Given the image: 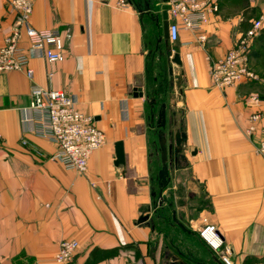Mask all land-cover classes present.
<instances>
[{"label":"crops","instance_id":"crops-1","mask_svg":"<svg viewBox=\"0 0 264 264\" xmlns=\"http://www.w3.org/2000/svg\"><path fill=\"white\" fill-rule=\"evenodd\" d=\"M9 1L0 0V47L16 19ZM171 1L34 0L31 25L63 32L65 60L50 64L36 51L32 79L25 69L0 73V264H57L64 240L79 244L73 264H224L199 235L205 222L216 227L232 264H264V158L257 152L264 114L248 132L263 109L264 76L221 89L209 72L244 35L248 9L264 7V0L240 11L222 0L204 27L206 44L188 31L176 43L165 40L162 13ZM22 45L30 48L26 38ZM168 50L179 54L181 66L166 57ZM137 74L146 76L143 98L133 97ZM32 84L75 96L105 133L84 174L53 161L55 146L26 121ZM162 103L168 146L176 130L186 134L181 157L170 156L174 182L189 171L208 200L195 217L170 188L164 204L154 190ZM120 141L125 165L116 167ZM173 210L190 233L173 221Z\"/></svg>","mask_w":264,"mask_h":264},{"label":"built area","instance_id":"built-area-1","mask_svg":"<svg viewBox=\"0 0 264 264\" xmlns=\"http://www.w3.org/2000/svg\"><path fill=\"white\" fill-rule=\"evenodd\" d=\"M126 1L122 0V3L125 4ZM220 1L172 0L167 9L168 16L173 19L169 23L170 42L176 43L179 41L181 31H188L196 34L200 44H206L208 37L204 33V27L209 17L220 11ZM9 6L15 12L16 19L11 34L0 47V73L25 69L28 77L32 79L34 71L29 64L36 51L41 52L50 64L63 62L65 60L63 32L58 29L37 30L30 23L34 0H10ZM263 28L264 18L252 22L249 30L223 58L210 63V77L216 87L225 89L259 80L251 68L250 54L254 40ZM23 38L27 39L30 48L22 45ZM30 96L26 121L35 136L55 146V151L51 155L53 161L60 163L67 171L84 174L91 156L106 143V135L97 127L94 117L81 111L77 98L62 90L32 84ZM263 114L264 104L262 111L251 117V126L248 129L250 134L256 130V124ZM259 135L257 152L264 158V128L259 130ZM23 144L28 145V142L24 141ZM34 151L36 154L40 153ZM199 234L215 253L221 254L224 264H232L228 257L229 250L214 225L205 222ZM78 248L79 244L75 240L62 241L55 262L73 264Z\"/></svg>","mask_w":264,"mask_h":264},{"label":"water","instance_id":"water-1","mask_svg":"<svg viewBox=\"0 0 264 264\" xmlns=\"http://www.w3.org/2000/svg\"><path fill=\"white\" fill-rule=\"evenodd\" d=\"M168 11L165 10L162 13L163 18V30H164V38L166 41L169 40V21H168ZM167 58H171V62L177 66H181L182 62L180 59L179 54L173 53L171 50L165 52ZM168 73L170 79H174V70L172 67L168 68ZM146 87V76L145 74H137L133 77V97L134 98H143L145 97L144 88ZM147 98V97H146ZM147 102L149 105L154 108L157 105V100L155 98H147ZM166 109L167 106L165 103L160 104V109L158 111L157 120H156V129L158 134V143L161 153V162L162 167L158 173V188H159V199L160 204H164V196L163 192L168 186L169 183V162L170 156L173 154L174 161L177 162L179 157H181V153L184 150V146L186 143V134L178 129L174 133V146H168L167 141V133H166V126H167V116H166ZM115 166L120 167L125 165V154H124V145L123 142H117L115 144ZM156 195V194H153ZM173 221L179 226L183 231L190 233V231L184 226V224L177 218V213L173 210ZM147 216L140 219V223L146 222ZM175 260V259H174ZM186 264L183 261L175 260L172 264Z\"/></svg>","mask_w":264,"mask_h":264},{"label":"rangeland","instance_id":"rangeland-1","mask_svg":"<svg viewBox=\"0 0 264 264\" xmlns=\"http://www.w3.org/2000/svg\"><path fill=\"white\" fill-rule=\"evenodd\" d=\"M250 0H225L229 6L234 7L235 10L240 11L245 8L246 5H249ZM264 5V4H263ZM261 18H264V7H251L248 9V13L246 14V19L248 23L244 26V32L249 30L252 22L259 20ZM246 21V22H247ZM255 51L258 52V54H262V56L256 57L252 59L253 65L256 66V70H260L259 76H264V49L260 51V49L257 47L255 48ZM257 70V71H258ZM260 79V78H259ZM167 133V131H166ZM168 137V133H167ZM154 140H157V136H152ZM159 153V151H158ZM161 162L157 161L156 164L153 166L152 170L154 172V177L158 179L157 173L161 169ZM177 174L174 169H171L169 172L170 179L172 178L171 184H169L167 188H170L169 190L172 193V199H174L175 195H179L180 198L177 199V203L180 207H186L189 213H193L192 216L195 217V212L197 213L198 209L205 208L207 206L208 200L206 199V196L203 192L202 185L198 182L194 181L191 176L190 172L186 171L185 177H183V181L177 183L174 182V176ZM154 190L156 192H159L158 184L157 182L154 185ZM175 201V200H174ZM200 235V234H199Z\"/></svg>","mask_w":264,"mask_h":264},{"label":"trees","instance_id":"trees-1","mask_svg":"<svg viewBox=\"0 0 264 264\" xmlns=\"http://www.w3.org/2000/svg\"><path fill=\"white\" fill-rule=\"evenodd\" d=\"M221 6H222V0L220 1V10H221ZM257 47L260 49V51H261V49L262 50L264 49V28L261 30L260 35L254 40L253 46L251 48V54H250V57H251V68H252V70L255 73H256L255 66L253 65L252 59L254 58V56L259 57V58L262 56V54H260V53L258 54V52L255 51V48H257ZM256 74L259 75V72L256 73ZM257 82H259V80L258 81L248 82V83L254 84V83H257Z\"/></svg>","mask_w":264,"mask_h":264}]
</instances>
